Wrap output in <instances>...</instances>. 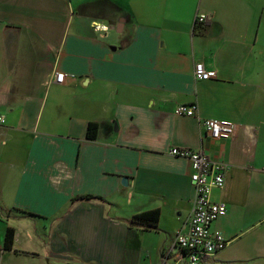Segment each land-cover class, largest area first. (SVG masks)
I'll use <instances>...</instances> for the list:
<instances>
[{"label":"crops","instance_id":"crops-1","mask_svg":"<svg viewBox=\"0 0 264 264\" xmlns=\"http://www.w3.org/2000/svg\"><path fill=\"white\" fill-rule=\"evenodd\" d=\"M182 104L235 136L204 139ZM0 115V264H178L195 187L173 146L229 164L205 264H264V0H0Z\"/></svg>","mask_w":264,"mask_h":264},{"label":"built area","instance_id":"built-area-1","mask_svg":"<svg viewBox=\"0 0 264 264\" xmlns=\"http://www.w3.org/2000/svg\"><path fill=\"white\" fill-rule=\"evenodd\" d=\"M208 18L207 14L198 13L195 18L197 25H203ZM95 30L105 31L107 27L94 25ZM194 76L196 80H212L217 77L216 70H209L203 62L194 66ZM65 73L57 71L54 76V83L64 82ZM199 108L197 104H182L176 107V115L192 116L197 118L203 129L204 139L229 140L236 134L237 125L218 119H203L198 116ZM5 118L0 115V124H4ZM170 155L188 159L193 168L190 176L195 187L193 207L187 229L179 231L174 238V246L180 250L178 264H205L210 256L222 252L228 245L227 238L216 229L212 228L219 218L227 214V204L212 199V192L223 190L225 187V176L229 170V164L211 159L202 149H191V147H171L168 151Z\"/></svg>","mask_w":264,"mask_h":264},{"label":"trees","instance_id":"trees-1","mask_svg":"<svg viewBox=\"0 0 264 264\" xmlns=\"http://www.w3.org/2000/svg\"><path fill=\"white\" fill-rule=\"evenodd\" d=\"M98 124L95 122H90L88 125L87 130V138L88 139H95L97 137L98 133ZM97 199L100 201H103L101 198H95L94 196L89 197H82L81 199L76 200H92ZM161 213L158 209L149 210L146 212H141L139 214H136L133 217V221L135 222H141L142 224H146L148 226H155L158 224V221H160ZM14 233L15 230L12 227L7 228V232H5V239H4V248L3 250L10 251L13 248L14 244Z\"/></svg>","mask_w":264,"mask_h":264},{"label":"water","instance_id":"water-1","mask_svg":"<svg viewBox=\"0 0 264 264\" xmlns=\"http://www.w3.org/2000/svg\"><path fill=\"white\" fill-rule=\"evenodd\" d=\"M113 49H115V47H113ZM122 182H123L124 185H127V184H128V180H127V178H126V177L123 178V181H122Z\"/></svg>","mask_w":264,"mask_h":264},{"label":"rangeland","instance_id":"rangeland-1","mask_svg":"<svg viewBox=\"0 0 264 264\" xmlns=\"http://www.w3.org/2000/svg\"><path fill=\"white\" fill-rule=\"evenodd\" d=\"M220 256H222V254Z\"/></svg>","mask_w":264,"mask_h":264}]
</instances>
